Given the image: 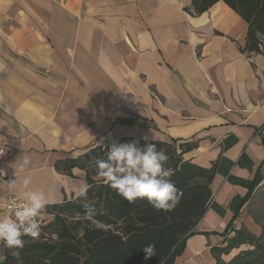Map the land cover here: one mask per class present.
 <instances>
[{
	"label": "crops",
	"instance_id": "obj_1",
	"mask_svg": "<svg viewBox=\"0 0 264 264\" xmlns=\"http://www.w3.org/2000/svg\"><path fill=\"white\" fill-rule=\"evenodd\" d=\"M246 34L222 1L196 14L191 0H0V217L8 193L22 199L7 183L14 175L59 204L87 183L84 169L60 162L101 140L147 137L195 142L183 158L214 170L196 233L171 264H215L228 225L259 235L264 39L243 51Z\"/></svg>",
	"mask_w": 264,
	"mask_h": 264
},
{
	"label": "trees",
	"instance_id": "obj_2",
	"mask_svg": "<svg viewBox=\"0 0 264 264\" xmlns=\"http://www.w3.org/2000/svg\"><path fill=\"white\" fill-rule=\"evenodd\" d=\"M222 1L238 13L247 22L246 43L243 51L259 52L264 39V0H191L194 13L206 11L215 2ZM129 140L122 138L118 143ZM157 150H164L170 159L165 167L174 170L171 181L183 193L179 203L170 212L157 211L146 199H137L129 203L115 190L92 177L88 169L91 161L100 159L108 151L107 147L95 146L85 154L60 162L59 169L69 172L73 166L86 171V181L90 185L88 200L97 196L98 202H91L97 209L95 219L106 224L107 230L95 229L90 221L81 236L73 234L66 224V217L73 214L84 215L82 201L76 198L46 207L53 213L51 222L42 226L53 228L56 238L47 240L41 234L39 240L23 237L24 248L21 251L23 264H171L185 247L186 239L196 233L194 227L202 218L210 200V184L214 175L208 169L183 158V153L196 147L192 141L177 142L153 140ZM143 145V142H139ZM94 187L96 191H94ZM96 192V195H95ZM247 194L245 201L249 198ZM232 230L230 237L227 233ZM224 246H213L215 264H264V229L254 235L246 228L226 227L222 234ZM150 242L156 246V255L150 260L143 259L142 248ZM246 244L229 261L220 258L222 253H229L234 247ZM11 250L2 249L7 258L2 264H19L10 254Z\"/></svg>",
	"mask_w": 264,
	"mask_h": 264
},
{
	"label": "clouds",
	"instance_id": "obj_3",
	"mask_svg": "<svg viewBox=\"0 0 264 264\" xmlns=\"http://www.w3.org/2000/svg\"><path fill=\"white\" fill-rule=\"evenodd\" d=\"M143 139L145 140L143 145L138 141L112 142L107 146L106 158L96 160V175L102 184L115 190L129 203H135L137 199H146L155 210L170 212L183 195L170 179L174 175V170L165 167L170 157L166 151L157 150L155 143L147 142V137ZM99 144H104L103 140ZM29 163V159L25 158L19 171L23 172ZM14 176V179L7 181L9 188L15 190L20 187L25 190L21 192L22 200L14 210L0 217V245L2 249L11 250L10 254L19 264H23L20 251L25 245L23 237L31 238L32 242L39 240L42 210L50 201L42 191L27 190L31 184L29 177L21 179L18 175ZM89 188L90 185L83 183L75 189V198L82 201L84 208L83 219L90 221L95 229L107 230L106 224L95 219L97 209L88 200ZM2 249L0 264L7 258L2 254ZM142 251L143 259L150 260L156 255L155 243H148Z\"/></svg>",
	"mask_w": 264,
	"mask_h": 264
},
{
	"label": "rangeland",
	"instance_id": "obj_4",
	"mask_svg": "<svg viewBox=\"0 0 264 264\" xmlns=\"http://www.w3.org/2000/svg\"><path fill=\"white\" fill-rule=\"evenodd\" d=\"M100 159H104V156L100 157ZM89 171L93 174L92 177L96 180H99V178L96 175V160L91 161L88 165ZM94 191H96V188L94 187ZM96 195V192H95ZM16 196V195H15ZM258 199L256 200V202ZM89 202H98V210L102 209L101 202H99L97 196H94V198L90 199ZM258 203V202H257ZM258 207L260 210H263L261 205L258 203ZM54 216L46 218L45 223L42 226H45L49 222L53 220ZM66 224L68 225L69 229L71 232L77 237L81 236L83 233V229L87 225V220L83 219V216L80 214H73L72 216L68 215L66 217ZM41 234L44 235L47 240H54L56 238V235L54 233L53 228H41Z\"/></svg>",
	"mask_w": 264,
	"mask_h": 264
},
{
	"label": "built area",
	"instance_id": "obj_5",
	"mask_svg": "<svg viewBox=\"0 0 264 264\" xmlns=\"http://www.w3.org/2000/svg\"><path fill=\"white\" fill-rule=\"evenodd\" d=\"M4 151H5L4 148L0 147V156L4 154ZM21 200L22 199L18 198L14 194L8 193L3 203L5 212L7 214H10ZM14 201L16 202L15 204L13 203ZM46 213L47 214L42 212V221H41L42 225L45 223L46 218L54 216L53 213H48L47 211Z\"/></svg>",
	"mask_w": 264,
	"mask_h": 264
}]
</instances>
